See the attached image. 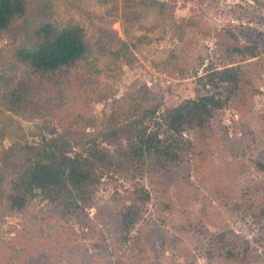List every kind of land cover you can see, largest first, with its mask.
Returning <instances> with one entry per match:
<instances>
[{
    "label": "rangeland",
    "instance_id": "374dc122",
    "mask_svg": "<svg viewBox=\"0 0 264 264\" xmlns=\"http://www.w3.org/2000/svg\"><path fill=\"white\" fill-rule=\"evenodd\" d=\"M25 1V14L0 32V264H264V172L256 165L264 162V0ZM43 20L81 26L85 57L34 74L14 50L31 44ZM249 45L255 56L236 49ZM228 66L239 68V86L219 88L223 106L183 133L172 164L106 171L91 203L73 213L38 190L23 210L8 207L14 146L75 119L81 125L80 116L99 126L130 100L161 113L215 92L207 74ZM20 80L29 104L14 110L7 93ZM134 187L148 197L135 201L126 228L122 210Z\"/></svg>",
    "mask_w": 264,
    "mask_h": 264
},
{
    "label": "trees",
    "instance_id": "16d2710c",
    "mask_svg": "<svg viewBox=\"0 0 264 264\" xmlns=\"http://www.w3.org/2000/svg\"><path fill=\"white\" fill-rule=\"evenodd\" d=\"M25 12V0H0V32ZM31 35V44L17 47L14 54L34 74H52L72 66L88 51L79 25L57 26L43 20L33 26ZM236 49L252 56L256 53L251 45ZM239 73V68L233 66L208 72L205 85L215 92L199 93L161 113L156 105L130 100L123 112L113 111L99 126L93 118L80 116L81 125H76L75 119L56 134H43L37 141L14 146L5 163L11 175L8 207L23 210L38 190L64 212L73 213L91 203L106 171L127 173L148 163L154 169L172 164L182 149L183 133L206 126L227 98L219 94V88L226 85L229 93L233 91L239 86ZM29 91L23 80L14 82L7 93L8 104L14 110L27 106ZM87 127L95 128L89 131ZM110 160L115 162L113 169ZM256 165L264 172V162L257 161ZM131 194L133 203L122 210L121 222L126 228L138 215L135 201L144 202L148 197L142 188L134 187Z\"/></svg>",
    "mask_w": 264,
    "mask_h": 264
}]
</instances>
